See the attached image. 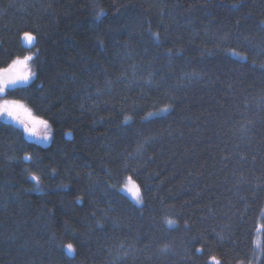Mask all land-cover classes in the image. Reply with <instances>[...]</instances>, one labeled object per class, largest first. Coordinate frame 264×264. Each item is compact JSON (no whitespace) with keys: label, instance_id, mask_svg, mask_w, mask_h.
<instances>
[{"label":"trees","instance_id":"16d2710c","mask_svg":"<svg viewBox=\"0 0 264 264\" xmlns=\"http://www.w3.org/2000/svg\"><path fill=\"white\" fill-rule=\"evenodd\" d=\"M28 53L0 100L52 132L0 116V264H264V0H0Z\"/></svg>","mask_w":264,"mask_h":264},{"label":"snow or ice","instance_id":"6c2138e0","mask_svg":"<svg viewBox=\"0 0 264 264\" xmlns=\"http://www.w3.org/2000/svg\"><path fill=\"white\" fill-rule=\"evenodd\" d=\"M235 7V5H234ZM103 13L97 14V19ZM155 39H159L158 34H153ZM21 41L28 45L29 49L35 46L36 36L29 33L24 32L21 37ZM233 55H238V53L233 52ZM34 59L33 55H25L23 59L17 58L12 61V64L8 69H5V72H10L13 69H24V71H17L14 76L8 79H0V93H4L9 87L15 88L17 84H27L30 79L35 76V73L32 72L29 68V62ZM2 75V73H0ZM23 111L26 115L25 120L19 119V112ZM164 111H167L165 108ZM0 116H6L9 119L19 123L23 127V131L27 136H37L38 129L42 131V135L38 136V139L47 142L50 139L52 128L49 124L48 120L40 118L39 116H33L30 109H27L24 104H22L18 100L12 101H4L0 103ZM65 135H71V133H66ZM25 160H30L31 157L25 155ZM30 179L34 181L37 185L40 183V178L36 175H31ZM122 191L130 194L131 199L137 204L140 205L143 203V197L141 193V189L138 184L135 183L131 176L127 177L125 185ZM169 227L175 224V220L167 219L166 221ZM64 250L68 255H72L75 252V247L73 243H67L63 245ZM202 251L201 248H197L196 252L200 253ZM209 264H221V261L216 256H211L209 258Z\"/></svg>","mask_w":264,"mask_h":264},{"label":"rangeland","instance_id":"374dc122","mask_svg":"<svg viewBox=\"0 0 264 264\" xmlns=\"http://www.w3.org/2000/svg\"><path fill=\"white\" fill-rule=\"evenodd\" d=\"M26 55H33V53H28ZM17 59V58H16ZM20 59H23V57H21ZM31 62V61H30ZM30 62H29V68L30 70L32 71L31 69V66H30ZM5 70V69H4ZM4 70H0V73H2V75H0V79H8V78H11L12 76H14L16 74L17 71H24V69H13L12 71L10 72H5ZM33 72V71H32ZM22 84V83H21ZM18 85V84H17ZM4 101H6V99H1L0 100V103H3ZM7 101H12V100H7ZM2 117H6V116H2ZM19 119L20 120H25L26 119V115L23 111H20L19 112ZM25 134V133H24ZM42 131H40L38 129V132H37V136H32L31 139L36 141V142H45L43 140H40L38 139V136L39 135H42ZM26 135V134H25ZM27 136V135H26ZM28 137V136H27ZM125 182L126 180H124V182L122 183V185L119 187V191L122 192L123 194H125L135 205H137L132 199H131V196L130 194H128L127 192L125 191H122L124 185H125ZM141 205V204H140ZM140 205H137V206H140ZM262 216H264V208H263V211H262ZM260 230H261V223L259 222L258 225H257V228L255 230V235H254V249L256 251V255H258V258H259V247H260Z\"/></svg>","mask_w":264,"mask_h":264},{"label":"water","instance_id":"95a60500","mask_svg":"<svg viewBox=\"0 0 264 264\" xmlns=\"http://www.w3.org/2000/svg\"><path fill=\"white\" fill-rule=\"evenodd\" d=\"M20 37H21V36H20ZM19 40H20V44H21L22 48H24V49H26V50H29L28 45L24 44V43L21 41L20 38H19ZM35 43H36V41H35ZM32 48H33V47H32ZM65 136H66V138L70 139V136H69V135H65ZM29 137L31 138L32 136H29Z\"/></svg>","mask_w":264,"mask_h":264}]
</instances>
